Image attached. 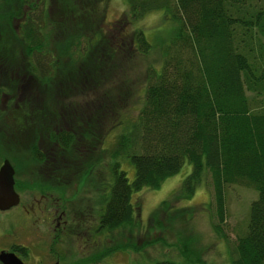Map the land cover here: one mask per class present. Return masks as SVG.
Instances as JSON below:
<instances>
[{
    "label": "trees",
    "instance_id": "trees-1",
    "mask_svg": "<svg viewBox=\"0 0 264 264\" xmlns=\"http://www.w3.org/2000/svg\"><path fill=\"white\" fill-rule=\"evenodd\" d=\"M73 1L78 9L57 8L56 46L67 61L58 58L56 63L43 47L44 1L7 0L6 4L8 23L20 22L19 35L27 60L21 74L8 68L0 73V82H16L18 88L14 93L21 99L8 115L9 121L2 120L5 112L0 110V128L7 129L9 123L17 125L16 118L25 121L27 117L26 123L31 119L24 131L33 133L34 139L28 176L40 181V175L50 173L48 180L55 182L54 188L61 180L58 176H66L65 165L71 162L81 164L77 176L85 175L86 163L92 157L79 151L80 144L95 140L100 126L102 135L121 122L109 118L113 113L109 105L117 102L112 99L111 88L105 86H111L112 79L122 71L123 52L127 50L123 42H113L106 29H94L104 22L102 7L101 11L97 7L99 0L94 6L90 3L93 0ZM127 3L131 18L139 19L162 9L178 24V30L163 47L159 70L151 68L148 73L137 117L107 150L110 182H106V191L101 195V233L132 227V193L143 187L158 188L188 161L191 172L171 197L151 212L154 227L160 229L165 221L186 216L189 207H177L176 202L191 198L209 175L218 219L215 228L221 233L225 189L230 185L254 188L257 197L250 203L244 232L236 237L232 264H264V104L255 105V101L252 105L247 96L249 91L264 102V0ZM86 32L100 34L101 41L100 35L94 38L92 34L86 47L79 39ZM133 39L130 48L143 53L149 50L143 31L136 32ZM77 59L82 63L89 60V69L78 72ZM70 65L75 67L74 72L66 75L65 67ZM100 85L98 97L95 90ZM3 87L0 86L2 95ZM79 87L89 91L91 98L98 97L97 102L81 105L69 101V93ZM51 88L55 89L52 95ZM38 118H43L42 124ZM1 133L0 145L14 137L12 132ZM101 151L105 152L102 146ZM122 156L134 165L131 182L120 169L118 158ZM54 164L57 167L51 168ZM43 184L44 189L51 188L48 181ZM18 185L15 178V187ZM119 247L114 245L112 252L123 250ZM180 253L184 256L182 261L165 258L145 264H195L184 248Z\"/></svg>",
    "mask_w": 264,
    "mask_h": 264
},
{
    "label": "rangeland",
    "instance_id": "rangeland-1",
    "mask_svg": "<svg viewBox=\"0 0 264 264\" xmlns=\"http://www.w3.org/2000/svg\"><path fill=\"white\" fill-rule=\"evenodd\" d=\"M4 1L0 0V73L7 70L3 68L20 73L25 69L27 53L19 35L21 32L20 22L13 20L10 24L8 23L7 0ZM43 1L46 21L42 31L43 47L49 51L55 63L59 60L58 58L67 61L56 46L58 40L56 34L57 8L62 6L74 10L78 9L79 6L73 0H65L66 3L63 2L64 0L60 3L57 0ZM90 3H93L94 6L96 0ZM97 7L99 11L102 7L104 22L102 24L100 22L94 29L98 30L101 27L106 29L113 42L124 43L127 53L123 52L125 56L122 58V62H124L122 71L112 79L111 86H105L111 88L112 99L117 102L116 105H109L110 110L113 111L109 114V118L111 121L115 119L121 122L118 126L107 129L102 135L100 126L97 129L95 140L90 144L85 142L79 145V151L89 155L88 157H92V160L86 163L85 175L77 176L76 174L79 172L77 168L81 164L75 165L71 162L65 165L66 176H58V179L61 180L58 182L57 188H54L55 182L48 180L50 173L45 176L40 175V181L31 179L28 174L30 173V157L34 139L33 133L29 130L24 132L28 127L26 124L31 119L26 123L27 117H25V121L22 117L21 120L16 118L17 125L12 126L14 123H9L10 125L6 126L7 129L0 128L1 134L4 132L14 133V137L0 145V165L3 159H8L12 164L17 184H19L15 189L22 196V202L31 201L33 196L38 197L40 192L53 193L51 202L57 199L58 205L62 209L68 208L70 213L73 209L74 216L81 227L86 228L84 224L89 225L91 232L98 225L97 221L101 212V195L106 191V182H110L106 167L108 162L107 150L114 146L118 136L137 117L144 100L148 73L151 68L159 70L163 59V47L175 36L178 30V24L169 18L162 9L148 12L141 18L134 19L130 16L127 0H99ZM73 12L76 14V11ZM138 31H143L150 45L149 50L145 53L130 48L134 40L133 37ZM91 32H86L84 37L79 38L82 43L86 44V47H88L89 36L94 34ZM99 35L94 34V38ZM77 62H79L76 66L78 72L89 69L87 65L89 60L82 63L77 59ZM65 68L66 75L74 72L75 69L72 65ZM55 77L57 76L55 75ZM0 86H4L5 90L4 95L0 93V110L5 112L2 120L7 122L11 110H15L21 99L14 93L17 92L18 88L14 80L0 82ZM78 89L69 93V101L81 105L94 104L97 102V98L101 96V85L95 90L97 98H91L89 91H84L81 87ZM54 92L55 89L51 88V95ZM247 96L252 100V105L255 104V101L257 102L255 105L264 104V102H259L260 96L256 97L249 91H247ZM43 98L46 100L45 93ZM38 120L42 124L43 118H38ZM105 121H107L106 118ZM22 129L24 130L21 131ZM101 146L105 149L104 153L101 151ZM118 162L120 169L125 171L129 182H131L135 174L133 163L124 156L119 157ZM51 166V168H55L57 164ZM190 172L191 165L185 161L179 171L166 178L158 188L143 187L141 190L133 192L131 195L135 212L133 226L120 228L110 233L102 232L99 249L94 250L92 248L88 254L87 250L86 253H82L78 239H64L63 245H52V236L43 229V226L30 220L19 205L0 211V247H6L11 243L25 247L28 252L26 260L29 264H53L57 258L61 264H145L165 258L182 261L184 256L180 253L181 248H184L187 255L195 260V264H232L236 237L244 232L250 203L257 197V191L254 188L230 185L225 189L226 210L224 221L221 223V233L215 228L218 219L211 194L209 175L196 188L191 198L176 200L175 206L189 207L190 210L186 216H178L172 221H165L160 229L154 227L153 221L150 220L151 212L162 200L171 197L172 192L180 187ZM46 181L51 187L50 190L42 187ZM21 185L23 188L20 187ZM92 244L91 242L89 245L92 246ZM114 245L120 246L119 248L122 247L123 250L112 252ZM110 248L111 250H109ZM55 251L58 252V256ZM105 251H108L107 254Z\"/></svg>",
    "mask_w": 264,
    "mask_h": 264
},
{
    "label": "flooded vegetation",
    "instance_id": "flooded-vegetation-1",
    "mask_svg": "<svg viewBox=\"0 0 264 264\" xmlns=\"http://www.w3.org/2000/svg\"><path fill=\"white\" fill-rule=\"evenodd\" d=\"M53 193L50 192H40L38 197L33 196L32 200L29 202H22V196L19 194L20 200L17 205L21 207L27 217L35 223L43 226L44 230L52 236V245L64 244V239L73 238L80 242L82 247V253L87 254L90 249L97 250L101 245V223L100 217L101 212L97 221V227L91 232L90 226L84 224L86 228L81 227L80 223L74 216V212L71 210L69 212L68 208H61L58 205V200L53 199ZM1 211V210H0ZM92 242V246L89 244ZM79 244V245H80ZM53 248V246H51ZM51 248L52 252L54 250ZM25 247L17 246L16 244H8L6 247H0V252H13L24 264H29L26 260L28 252L25 251ZM57 256L58 252L55 251ZM60 263L57 258L53 264ZM0 264H3L0 262Z\"/></svg>",
    "mask_w": 264,
    "mask_h": 264
},
{
    "label": "water",
    "instance_id": "water-1",
    "mask_svg": "<svg viewBox=\"0 0 264 264\" xmlns=\"http://www.w3.org/2000/svg\"><path fill=\"white\" fill-rule=\"evenodd\" d=\"M15 170L8 159H3L0 165V210L5 211L19 203L20 197L15 190ZM0 262L3 264H24L13 252H0ZM58 264V263H55Z\"/></svg>",
    "mask_w": 264,
    "mask_h": 264
}]
</instances>
